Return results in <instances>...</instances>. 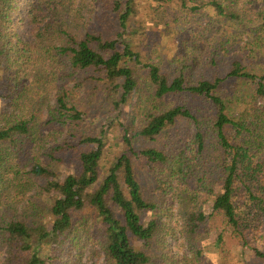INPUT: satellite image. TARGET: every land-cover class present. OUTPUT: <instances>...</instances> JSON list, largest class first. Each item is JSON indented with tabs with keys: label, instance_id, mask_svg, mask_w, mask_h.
I'll use <instances>...</instances> for the list:
<instances>
[{
	"label": "trees",
	"instance_id": "obj_1",
	"mask_svg": "<svg viewBox=\"0 0 264 264\" xmlns=\"http://www.w3.org/2000/svg\"><path fill=\"white\" fill-rule=\"evenodd\" d=\"M89 2L0 0V264H207L212 248L264 264V69L199 38L238 24L264 65V5L154 0L142 19L139 0ZM144 20L177 38L170 59L134 42ZM86 99L111 108L98 128Z\"/></svg>",
	"mask_w": 264,
	"mask_h": 264
},
{
	"label": "rangeland",
	"instance_id": "obj_2",
	"mask_svg": "<svg viewBox=\"0 0 264 264\" xmlns=\"http://www.w3.org/2000/svg\"><path fill=\"white\" fill-rule=\"evenodd\" d=\"M85 0H74V6L77 7L78 4L83 3ZM88 3H90V0H86ZM139 6L141 9H139L141 12V18H144V12H146L149 8L150 5H153L154 0H139ZM257 4L258 7H260L262 9L263 5H264V0H257ZM100 6L95 7V13H94V20L96 19L97 16L100 15ZM214 16V15H213ZM192 24V28L197 27L198 31H202L201 28H199V25L204 26L209 20L206 18H202V19H191V20H187ZM165 25L166 28L169 30L170 32L173 30L174 34H178L180 32V28L178 24H172L169 20L165 21ZM136 27L139 26V24L135 25ZM142 26H143V32L141 34H137L134 36V42L136 43H140V41H142V44L145 46H148V48H151L152 46H154V50H153V58H160L163 59V61L165 60V58L170 59L172 57L173 51H174V44L175 41H177V38H174L172 41L169 40V37L172 38L174 35L173 33L166 36L164 34V32L162 31L161 28H163V26H157L154 24V21H147L144 20L142 22ZM231 26H235V27H239L238 24H232L229 23V25H224L222 28V32H218V31H214V32H208V33H201L199 35V38H201L202 43L201 45H207L210 44L212 42H218V43H222L224 38L227 37L228 38V42L225 45V51H226V56L229 57L230 55L233 54H239L241 52V55H244L245 57H247L248 59V63L251 66V69L253 70H258L260 73L263 71L264 69V65L263 63H261L259 61V57H260V52L257 50H252L250 48V45H247L248 43V36H243L241 40H238L235 43L234 37H233V32L232 30L234 29ZM30 31L31 28L28 27L26 24H24L23 28L20 30V36L23 39H29L30 38ZM152 32H156L157 33V39L159 38V45L157 47H155L156 45L153 43L154 40L153 39H149L147 38L149 33ZM164 34V35H163ZM144 35V36H142ZM172 36V37H171ZM146 37V39H144ZM167 64V62H166ZM165 64V65H166ZM210 71V70H209ZM212 71V70H211ZM209 72L210 74H213L212 72ZM72 86V85H71ZM0 93H1V88H0ZM83 94V93H82ZM81 94V95H82ZM50 99L52 101L51 95H50ZM90 101L88 99L83 100L81 102V105L86 109V123L87 124H92L95 125L97 128L100 127L101 124L104 123V119L105 117H109V115L111 114V108L105 103V102H101V101H96V103H94L93 105L88 106L87 102ZM50 104L53 102H49ZM260 112H264V109L261 110ZM125 116L126 119L128 120V111L125 112ZM113 116V115H112ZM125 120V119H124ZM120 129L118 127H114L113 130L111 132H109L108 135V150H107V154L105 156V159L103 160L102 163V168L105 169L108 166L109 161L112 159L113 155L118 154L119 151H121V146H120ZM187 133V132H186ZM185 138V137H184ZM210 162H213L212 160ZM140 176L142 177V179L146 182H148L149 184H152V179L150 178V176H148V174L144 173V172H140L139 171ZM219 189H217L218 191ZM178 211L179 209L175 210L177 216L175 215L176 221L178 222V224H180V221L178 220ZM180 228H178L179 230ZM177 242V248L176 247V240L174 241V239H170L169 240V244L174 248V251L179 252L180 254H185L187 252V249L185 248L184 244L181 241V238L179 237ZM214 242V239L210 237V239L206 240V242L204 243L205 245L207 244H212ZM211 248V247H209ZM215 254H212L210 251L207 253H204V257H205V262L207 264H216L215 262L217 261V257L220 256L218 255V249L217 248H212ZM239 252H234L232 250V252L229 254V260L231 258V260L234 262H237L236 264H240L241 262H244V260H246L248 263L250 261H252V257L250 256V259L248 256H244V257H238ZM216 255V259L214 260L212 257H215ZM246 258V259H245ZM4 260V251L0 250V263ZM82 260V264H104V259L103 256H100L99 258H94V259H90L88 254H85L84 256L81 257ZM218 262V261H217Z\"/></svg>",
	"mask_w": 264,
	"mask_h": 264
}]
</instances>
